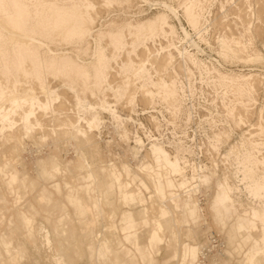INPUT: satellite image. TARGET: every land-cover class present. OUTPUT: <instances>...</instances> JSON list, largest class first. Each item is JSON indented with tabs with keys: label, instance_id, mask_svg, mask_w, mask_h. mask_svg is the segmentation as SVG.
<instances>
[{
	"label": "rangeland",
	"instance_id": "1",
	"mask_svg": "<svg viewBox=\"0 0 264 264\" xmlns=\"http://www.w3.org/2000/svg\"><path fill=\"white\" fill-rule=\"evenodd\" d=\"M263 5L264 0H0V20L46 46L12 43L0 27V76L6 79L0 80V239L21 254L10 260L0 240V264H97L88 252L95 253L97 233L112 223L113 233L102 236L110 237L108 260L98 256V264H144L119 245L120 213L130 207L137 219L149 220L137 223L140 246L154 218L161 227H179L180 221L174 210L159 215L163 209L139 169L155 177L161 201L172 199L183 218L190 214L198 221L180 228L179 243L164 229V239L153 241L160 242L154 264H248L250 251H259L254 253L264 264ZM164 54L175 62L161 69L156 63ZM21 83L53 91L35 100L45 110L31 116L26 105L7 104L26 96L3 97ZM79 118H93L91 140L98 146L87 147L76 134L77 140H68L77 126L60 120ZM26 131L31 135L24 136ZM178 163L185 167L180 173ZM66 189L77 190L78 216ZM129 192L131 205L121 199ZM223 192L227 201L217 205ZM40 194L51 201L42 202ZM93 199L99 217L94 209L93 215L82 209ZM64 209L67 217L59 221ZM21 213L32 217L31 238ZM182 240L197 243L180 248ZM201 244L204 253L197 257V249L191 257L188 248Z\"/></svg>",
	"mask_w": 264,
	"mask_h": 264
},
{
	"label": "crops",
	"instance_id": "2",
	"mask_svg": "<svg viewBox=\"0 0 264 264\" xmlns=\"http://www.w3.org/2000/svg\"><path fill=\"white\" fill-rule=\"evenodd\" d=\"M167 4V3H166ZM169 5V4H168ZM173 8V7H172ZM175 10V9H174ZM176 11V10H175ZM177 12V11H176ZM97 126V125H96ZM95 141H97V139H95ZM140 143V142H138ZM98 145H99V141H98ZM152 150H159V151H162L163 149L162 148H156L155 146L152 147ZM164 151V150H163ZM162 151V152H163ZM168 156L172 157V154L170 151H168ZM166 153V152H165ZM176 160H178V157L176 155H174L173 157ZM177 165V164H176ZM179 165V166H178ZM177 165V171L180 173L182 171H184V168L183 166H181V164L178 163ZM141 173V172H140ZM145 174H148L150 175L153 180L155 181V184H156V187L154 189V196H153V201L155 202V204H159L162 209H163V212H159V215L161 217H164L168 214H170L171 210H174L175 211V218L177 220V218L179 219L180 221V224L179 227H177L176 225H172V224H166V225H163L161 227L160 223H158V219H155L152 221L154 223V226L153 228L150 229V231L148 232V239H147V243L145 246H140V243H139V235L138 233L136 232V227H137V223L138 221H141L142 224H149V220L145 217L143 218L142 215L139 217V219H137L134 215V212L132 209H130V207H128V210H124L120 213V217H119V223H116V227L117 229L121 230L122 232V235H118V242H119V245H122L124 247H126L128 250H130V252H133L137 258H138V261H141L143 262L144 264H154L155 263V259L153 258V254H156L158 251H159V248H157V245H159L160 242H157V244L153 243L154 240H159L161 237H162V240L164 239V236H163V231L164 229H168L169 230V240L172 242V243H179V232H180V228L183 227V225H186L188 224L189 222H192L193 224H196V222H198L196 219H192L191 218V215L190 214H185L184 215V218L182 217L183 215V211L180 210V209H177L173 206V203H172V199H166L165 201H161L160 198L158 197L159 195V190H158V185H157V182H156V179L155 177L150 174V173H145ZM201 174V173H200ZM199 172L197 170V167H196V177H193V180L198 184V178H199ZM11 176V175H10ZM10 181H11V177H10ZM142 188V187H141ZM144 189V188H142ZM260 188H255L254 189V192H255V195H257L259 193V195L261 194L262 192V189L259 190ZM140 190V193H141V189ZM67 193H66V200L70 203V201L72 202H76V206H73L74 207V210H75V214L78 216V214H80V210H79V207L81 204H79L78 202V198L79 196H76L75 195V191L77 193V190H74V192H72L70 189H66ZM166 192V191H165ZM41 193H45V192H41ZM142 194V193H141ZM150 196V197H151ZM132 197V194L129 192V193H125L123 198L122 199V202L127 200L128 203H130L131 205V202L129 201L130 198ZM81 198V197H80ZM68 199H71V200H68ZM40 200L42 202H45V203H48L51 201L50 199V196L49 195H41L40 194ZM96 201V202H95ZM213 201V200H212ZM227 201V195L226 193H221L219 194L217 197H216V204L217 205H224ZM83 202V201H81ZM97 200H90V201H85L82 203V209L83 210H86V211H90V215H93V212L92 210L94 209V212H95V215H97V217H99V214L96 210V205H97ZM85 203V204H84ZM71 204V203H70ZM99 204V202H98ZM136 205V204H135ZM140 206H142L141 203H139ZM168 205V206H166ZM64 206V205H63ZM129 206V205H128ZM195 206L197 207L196 209V212H198L200 215H201V218H203V208L200 206V204L198 202L195 203ZM98 207V205H97ZM151 207V206H149ZM160 207V208H161ZM210 208H212V202L210 204ZM139 212L142 213L143 211V208H139L138 210ZM161 211V210H160ZM67 211H64L62 212L63 215L60 216V218L58 219L59 221L60 220H63L64 217H67V214H66ZM256 212L257 214V217H258V212L257 211H253L252 212V217L253 218H257V217H254L253 216V213ZM88 215V213H85L83 214V216H86ZM79 217H82V216H79ZM21 218H22V224H23V227L25 229V235H28L30 238V231L32 229V217L31 218H28L26 217L25 214L21 213ZM244 219V218H243ZM203 220V219H202ZM178 223V222H177ZM251 224H252V221H251ZM31 227V228H30ZM30 228V230H29ZM191 229L189 227H187V231L189 232ZM73 232V231H71ZM46 233V232H45ZM231 234H233L231 232ZM69 240L71 239L72 240V236L70 235L69 236ZM1 245L6 249V252H7V255L9 256L8 258L10 260H13V258H18L20 257V250L18 249H15L12 247L11 245V242H6L4 237H1ZM127 242L129 244H131V247L128 248L126 246ZM169 243V242H168ZM183 243L187 244V245H191V244H195L197 242H190V241H187V240H182V243L180 245V248L184 247L183 246ZM64 244H68V245H72V244H69L68 243V240L66 239L64 241ZM131 248L134 250L132 251ZM198 247H195V246H190L188 248V254L191 256V257H194V255L196 254V251H197ZM15 251L12 253V251ZM179 250L175 251L174 254H173V258L175 257V255L177 254ZM250 252H259V251H250ZM89 253V258H91V256L93 257L94 255V262L98 261V253H97V250L95 251V253L91 254L90 252ZM97 253V254H96ZM179 253V252H178ZM56 257H57V254H55ZM96 258V259H95ZM64 262V261H63ZM98 264V262H96ZM14 264H18V263H14ZM63 264H66V262H64ZM246 264V263H245Z\"/></svg>",
	"mask_w": 264,
	"mask_h": 264
},
{
	"label": "bare ground",
	"instance_id": "3",
	"mask_svg": "<svg viewBox=\"0 0 264 264\" xmlns=\"http://www.w3.org/2000/svg\"><path fill=\"white\" fill-rule=\"evenodd\" d=\"M250 2V1H249ZM259 3H260V1H258ZM257 3V2H256ZM259 3L257 4V5H259ZM262 3H263V1H262ZM246 4V3H245ZM251 4V3H250ZM240 5V4H239ZM244 5V4H243ZM247 5V4H246ZM260 5H262V4H260ZM259 5V6H260ZM249 7H250V5H248ZM264 6V5H263ZM165 9H167V11H169V13H173V14H178L173 8H172V6H170V5H168V4H166V3H164V6H163ZM242 7H244L245 8V6H242ZM242 7H238L239 9H241ZM258 7V6H257ZM235 8H237V7H235ZM247 8V11H248V7H246ZM252 9V8H251ZM250 9V10H251ZM249 10V11H250ZM256 10V9H255ZM171 11V12H170ZM244 11V10H243ZM242 11V12H243ZM247 11H244L245 13L247 12ZM249 11H248V13H249ZM238 12H239V10H238ZM252 12V11H251ZM256 13H258V12H256ZM239 14H241V12L240 13H237V15H239ZM243 14V13H242ZM241 14V15H242ZM259 14V13H258ZM249 15H250V13H249ZM243 16V18H244V15H242ZM255 16V15H254ZM257 16V15H256ZM177 17V16H176ZM239 17V16H238ZM245 17H246V15H245ZM250 17H251V15H250ZM249 17V18H250ZM237 18V17H236ZM242 18V17H241ZM241 18L239 17L238 19H240L241 20ZM248 18H246V20H247ZM259 19V18H258ZM250 20H251V18H250ZM245 21V20H244ZM249 22V21H248ZM251 22V21H250ZM242 23H243V20H242ZM246 21H245V25H246ZM221 24V23H220ZM248 25V24H247ZM246 25V26H247ZM0 27H1V29L7 34V36H8V38H9V40H10V42H12V43H14V42H16V41H18V42H22V43H24L25 45H29V44H35L36 46H39V47H43V46H45L44 44H43V42H41V41H43V40H41L40 38H38V37H33V36H31V35H28L27 33H24V32H22V31H20V30H18V29H13V28H10L8 25H7V23L5 22V21H2V20H0ZM256 28V27H255ZM182 29H184L183 27H182ZM248 29H249V27H248ZM257 29V28H256ZM185 32V31H184ZM94 31L92 30V31H90L89 32V37L90 36H92L93 37V35H94ZM260 33V32H259ZM188 35V34H187ZM230 37V36H229ZM233 37V36H232ZM231 38V37H230ZM46 43V42H45ZM46 47V46H45ZM49 52H51V51H49ZM51 53H53V52H51ZM145 53V52H144ZM64 53H62V52H60V53H58V54H56L55 53V55H57V56H60V55H63ZM147 53H145V55H146ZM150 54V53H149ZM152 54H154V53H152ZM151 55V54H150ZM93 56H96V52H94L93 53ZM147 56V55H146ZM161 56V55H160ZM173 56V55H172ZM171 55H166L165 56V54H164V57H162V59H158L157 61V63H156V65H159V67L158 68H160L161 67V69H163V67L164 68H166L165 66H168V65H170L171 63H172V61H174L175 62V60H173V57H172ZM150 57V56H149ZM153 58H154V56L151 58V61L153 60ZM161 58V57H160ZM143 59V58H142ZM149 60H150V58H148ZM155 59V58H154ZM143 60H145V58L143 59ZM142 60V61H143ZM154 61V65H155V60H153ZM152 61V62H153ZM162 61V62H161ZM164 62V63H163ZM178 63V62H177ZM176 63V64H177ZM161 65H164L163 67L161 66ZM178 66H179V63H178ZM169 67V66H168ZM160 69V70H161ZM178 69V68H177ZM165 70V69H164ZM164 70H162V71H164ZM254 79H255V77H253ZM252 78V79H253ZM257 78V77H256ZM253 79V80H254ZM0 80H1V82L3 83L6 79L1 75L0 76ZM23 80V79H22ZM115 80V79H114ZM24 81V80H23ZM256 80H254V82H255ZM14 81H13V78H11V82H10V84H12ZM253 82V81H252ZM251 82V83H252ZM255 84L256 83H254V86H253V84H252V86L253 87H255ZM11 87H13V85L11 86ZM69 90H70V88H69ZM72 91V90H71ZM102 91H103V89H102ZM18 92H20L21 94H25L26 96H24V97H17V98H13V99H8L7 100V104L8 103H10V104H12V109L13 108H16L17 106H22V105H26L27 106V113L29 114V115H31V116H34L36 113V110H45V108H44V106L45 105H43L44 103H41V105H40V107H37V105H36V101L35 100H39V96H40V94H42L44 97H49L50 96V94H52L53 93V91L51 90V89H49L47 86H45V87H43V88H41V87H39L38 85H37V83H34V84H32V85H26V84H24V83H21L20 85H18L17 86V91L16 92H14V93H9V94H7V95H4L3 97H9V96H12V95H14V94H16V93H18ZM52 92V93H51ZM72 92H74L75 93V91L73 90ZM101 92V91H100ZM73 93V94H74ZM101 94V93H100ZM54 96V95H53ZM97 98V97H96ZM55 100L57 99V95H55V98H54ZM89 101V100H88ZM143 104H144V102H143ZM63 106V104H61V107ZM25 109V108H24ZM23 109V110H24ZM105 108H103V110H104ZM26 110V109H25ZM37 117V116H36ZM31 119V118H30ZM85 118H79V120H77V121H71V119L69 120V119H66V120H63V121H61L60 120V124L61 125H65L66 124V126H68V125H70V126H77V129L76 130H74V133H71L70 135H69V137H68V140H71V139H73V140H77L80 136L82 137V139H83V141L82 142H84V144H85V142L86 141H88L87 143L89 144H87L88 146L87 147H89V146H93V147H95L96 145L98 146V140L97 141H95L94 142V140L92 141L91 140V136L93 135L94 136V133L92 132V128L93 127H95L96 125H94V120H93V118H90V119H85V122H86V126L85 127H81L80 126V122L82 121V120H84ZM16 121V120H15ZM23 121H29L28 119L27 120H23L22 119V122ZM58 124V123H57ZM85 124V123H84ZM73 128V127H72ZM94 129V128H93ZM15 131V130H14ZM65 134H69V131H66L65 132ZM76 134V136L78 137H76V136H74ZM9 135V134H8ZM20 135V134H19ZM29 135H31V133L30 132H25V135L24 136H29ZM11 136H13V135H11ZM17 136V135H16ZM16 136H14V137H16ZM74 137H76L77 139H75ZM155 136H153V135H151L150 136V139L151 138H154ZM30 138V137H29ZM94 138V137H93ZM157 138H159V137H157ZM82 139H80V140H82ZM85 139V140H84ZM159 139H161V138H159ZM152 141V140H151ZM16 144H17V142H16ZM94 144V145H93ZM11 145V144H10ZM84 147H86V146H84ZM9 149V148H8ZM14 150V149H13ZM135 152L136 153H138V150L135 148ZM87 166V165H86ZM88 166H89V164H88ZM102 167V166H101ZM100 170V169H99ZM139 171L144 175V176H146L147 177V179L149 180L148 182H151L150 184L152 185V187H153V189H155V187H156V184H155V181L153 180V178L150 176V175H148V174H145L141 169H139ZM106 171H105V168H101V173H103V177L104 178H110V175H108V174H105L106 175V177H105V175H104V173H105ZM96 173V172H95ZM106 180V179H105ZM109 181V180H108ZM106 194V192L104 193V195ZM108 195V194H107ZM107 195H105V196H107ZM113 196V195H112ZM111 196V197H112ZM108 197V196H107ZM106 198V197H105ZM113 202V201H112ZM112 204V203H111ZM102 205H103V203H102ZM103 209V208H102ZM116 211V210H115ZM105 214V213H104ZM103 214V215H104ZM256 212H254L253 213V216L254 217H257L256 216ZM106 216V215H105ZM108 217V216H107ZM109 218V217H108ZM113 224V223H112ZM112 224H108L109 226H108V228L106 229V227L103 229L104 230V232L102 231V230H100L99 231V233H97L98 235H97V237L99 238V245H97L98 246V248L96 247V250H97V253H98V256H99V258H100V260L102 259V260H108V257L106 256L108 253H109V250L111 249H109V242H110V237L108 238V235H109V231H110V234L111 233H113L111 230H113V229H115V226H114V224L112 225ZM106 234V233H108V235L106 236L105 235V237H103L102 238V236H103V234ZM110 236V235H109ZM115 236V235H114ZM113 239V238H112ZM114 241V240H113ZM208 242V241H207ZM209 243V242H208ZM110 244H112V242L110 243ZM204 244H201L199 247H198V252H197V257H198V253H204ZM264 250V249H263ZM262 252V251H261ZM96 253V254H97ZM260 254V253H259ZM262 254H264V251H263V253ZM257 255H258V253H254V252H252V253H249L248 254V256H247V263L248 264H261V261H260V259L258 260L257 259ZM96 259V258H95ZM97 260H99V259H97ZM116 260V259H115ZM96 262H98V261H96ZM106 262V261H105ZM123 261H121L120 263H122ZM108 263H109V261H108ZM111 264H112V261H111ZM118 264V263H117Z\"/></svg>",
	"mask_w": 264,
	"mask_h": 264
},
{
	"label": "built area",
	"instance_id": "4",
	"mask_svg": "<svg viewBox=\"0 0 264 264\" xmlns=\"http://www.w3.org/2000/svg\"><path fill=\"white\" fill-rule=\"evenodd\" d=\"M203 254V253H202Z\"/></svg>",
	"mask_w": 264,
	"mask_h": 264
}]
</instances>
